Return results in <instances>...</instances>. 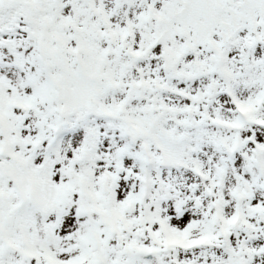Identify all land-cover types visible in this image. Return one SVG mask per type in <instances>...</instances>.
<instances>
[{"label": "snow or ice", "instance_id": "6c2138e0", "mask_svg": "<svg viewBox=\"0 0 264 264\" xmlns=\"http://www.w3.org/2000/svg\"><path fill=\"white\" fill-rule=\"evenodd\" d=\"M0 264H264V0H0Z\"/></svg>", "mask_w": 264, "mask_h": 264}]
</instances>
